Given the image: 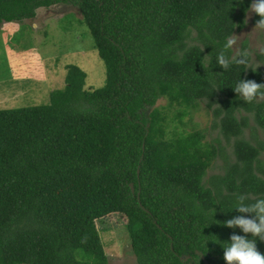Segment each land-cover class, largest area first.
Here are the masks:
<instances>
[{
  "label": "trees",
  "instance_id": "trees-1",
  "mask_svg": "<svg viewBox=\"0 0 264 264\" xmlns=\"http://www.w3.org/2000/svg\"><path fill=\"white\" fill-rule=\"evenodd\" d=\"M251 2L0 0V27L73 3L107 67L103 88L86 90L70 65L49 104L0 110V264H110L97 223L116 214L137 264H225L222 244L242 234L224 226L236 196H264V96L232 89L264 84V48L254 57L249 41L238 53L231 43ZM164 97L205 103L232 154L200 131L170 138ZM219 157L223 173L208 178Z\"/></svg>",
  "mask_w": 264,
  "mask_h": 264
},
{
  "label": "rangeland",
  "instance_id": "rangeland-1",
  "mask_svg": "<svg viewBox=\"0 0 264 264\" xmlns=\"http://www.w3.org/2000/svg\"><path fill=\"white\" fill-rule=\"evenodd\" d=\"M254 15L249 12L248 27L231 38L236 53L245 41H249L254 57L264 48V29L255 28ZM70 65L86 73V90L106 85V64L80 10L73 3L41 8L32 20L4 22L0 27V110L49 104L51 94L66 87ZM156 107L168 117L170 138L175 133L200 131L206 136L205 143L216 144L232 154V148L213 128L215 117L205 103L196 109H186L171 106L164 97ZM260 137L264 140L262 130ZM220 138L222 143L218 144L216 140ZM222 167L219 157L208 178L223 173ZM126 224L127 219L118 214L97 223L110 264H137ZM78 254L82 259L81 253Z\"/></svg>",
  "mask_w": 264,
  "mask_h": 264
},
{
  "label": "clouds",
  "instance_id": "clouds-1",
  "mask_svg": "<svg viewBox=\"0 0 264 264\" xmlns=\"http://www.w3.org/2000/svg\"><path fill=\"white\" fill-rule=\"evenodd\" d=\"M247 11L259 17L255 28L264 29V0H252ZM218 63L225 70L230 66L223 54L218 57ZM232 89L244 102L264 96V84L254 80L239 79ZM233 209L239 215L227 219L224 226L239 229L242 234L233 231L229 241L222 244L225 264H264V253L256 247L257 240L264 242V196L249 202L245 195H237Z\"/></svg>",
  "mask_w": 264,
  "mask_h": 264
},
{
  "label": "water",
  "instance_id": "water-1",
  "mask_svg": "<svg viewBox=\"0 0 264 264\" xmlns=\"http://www.w3.org/2000/svg\"><path fill=\"white\" fill-rule=\"evenodd\" d=\"M131 188H132V191H133V193L135 192V188H134V185L132 184L131 185ZM188 259V258H187ZM186 259V260H187ZM203 260H204V264H208V261L205 259V257H203Z\"/></svg>",
  "mask_w": 264,
  "mask_h": 264
},
{
  "label": "flooded vegetation",
  "instance_id": "flooded-vegetation-1",
  "mask_svg": "<svg viewBox=\"0 0 264 264\" xmlns=\"http://www.w3.org/2000/svg\"><path fill=\"white\" fill-rule=\"evenodd\" d=\"M209 264V263H208Z\"/></svg>",
  "mask_w": 264,
  "mask_h": 264
}]
</instances>
